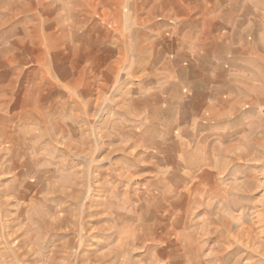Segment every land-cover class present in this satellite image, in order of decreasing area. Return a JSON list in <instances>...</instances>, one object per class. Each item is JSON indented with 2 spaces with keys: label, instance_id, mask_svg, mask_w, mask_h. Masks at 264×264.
Wrapping results in <instances>:
<instances>
[{
  "label": "rangeland",
  "instance_id": "obj_1",
  "mask_svg": "<svg viewBox=\"0 0 264 264\" xmlns=\"http://www.w3.org/2000/svg\"><path fill=\"white\" fill-rule=\"evenodd\" d=\"M260 122L264 0H0V264H264Z\"/></svg>",
  "mask_w": 264,
  "mask_h": 264
},
{
  "label": "bare ground",
  "instance_id": "obj_2",
  "mask_svg": "<svg viewBox=\"0 0 264 264\" xmlns=\"http://www.w3.org/2000/svg\"><path fill=\"white\" fill-rule=\"evenodd\" d=\"M204 16V15H203ZM205 17V21H207L208 20V18L206 17V16H204ZM210 23V22H209ZM202 44H204L203 42H202ZM109 72V71H108ZM227 73V72H226ZM243 77V76H242ZM244 78V77H243ZM236 79V78H235ZM245 81V80H244ZM105 86V85H104ZM228 98V97H227ZM230 99V98H229ZM254 99V98H253ZM260 104V103H259ZM235 107V106H234ZM203 111V110H202ZM201 111V112H202ZM201 114V113H200ZM196 119H197V116H196ZM260 125H258L259 127L260 126H262V128H263V132H260V133H262L261 135H258L257 134V136H253V137H251V138H241L240 139V141H238L239 143L238 144H240L239 146H241V144H243V145H245V147H246V150L244 151V153H243V156L244 157H246V158H248V160H252V159H261V158H264V153H261V151H263V150H261V149H263L264 148V123H262V122H260L259 123ZM257 126V125H256ZM257 126V127H258ZM255 127V126H254ZM63 128V127H62ZM256 132V131H255ZM248 134V133H247ZM242 145V146H243ZM229 148H227L226 150H228ZM239 149V148H238ZM237 149V151H241V150H238ZM236 150V149H235ZM244 150V149H243ZM220 151V150H219ZM213 153V152H212ZM239 153V152H238ZM221 154V153H220ZM230 153H228V155H229ZM232 154V153H231ZM235 154V153H234ZM207 155V154H206ZM205 155V156H206ZM214 155V154H213ZM225 156H226V154H225ZM231 157H232V155H230ZM207 157V156H206ZM209 157V156H208ZM222 158H224V157H222ZM230 158V157H229ZM226 159H228V158H226ZM209 160V159H208ZM235 160V159H234ZM243 160V159H242ZM239 161V160H238ZM257 161V160H256ZM207 162V161H206ZM227 162H228V160H227ZM226 162V163H227ZM233 162V161H232ZM236 163V162H235ZM228 164V163H227ZM226 164V165H227ZM231 164V163H230ZM207 165V164H206ZM231 166V165H230ZM230 166H229V168H230ZM241 165H239V167H240ZM226 167V166H225ZM232 167V166H231ZM236 167V166H235ZM227 168V167H226ZM225 168V169H226ZM242 168H243V166H242ZM258 178V177H257ZM254 181V180H253ZM257 181V180H256ZM255 181V182H256ZM245 183H247V182H245ZM245 183H243L242 184V186L245 184ZM250 183H252L251 181H249V184ZM252 186H254V185H252ZM209 188V187H208ZM211 190H212V193H214L215 191H213V188L211 187L210 188ZM249 191V190H248ZM246 194V193H245ZM70 196V195H69ZM161 199V198H160ZM152 205V204H151ZM150 208V207H149ZM144 215H145V212L143 213ZM142 217V216H141ZM141 220V219H140ZM142 220H143V218H142ZM72 221V220H71ZM241 228V227H240ZM244 228V227H243ZM59 229H61V228H53V230H59ZM63 229V228H62ZM71 229H74L73 227L71 228ZM251 229V228H250ZM64 230V229H63ZM75 230V229H74ZM67 231V230H66ZM133 233V232H132ZM126 247H127V245L126 244H124ZM191 246V245H190ZM119 247V246H118ZM126 247H124V249L126 248ZM122 250V249H121ZM226 250V249H225ZM118 252V251H117ZM123 252V251H122ZM112 254L114 255V252L113 253H103L101 256H97L96 257V261H98L97 263H95V262H93V263H89V264H108L109 262H105V261H107V260H110V259H108L109 258V256L111 255L112 256ZM110 256V257H111ZM164 257V256H163ZM112 259V258H111ZM124 260V259H123ZM101 262V263H100Z\"/></svg>",
  "mask_w": 264,
  "mask_h": 264
}]
</instances>
